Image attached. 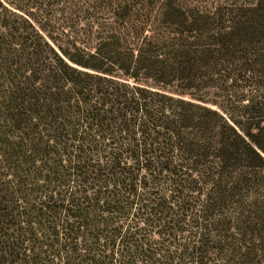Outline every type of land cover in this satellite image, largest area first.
Masks as SVG:
<instances>
[{"label":"trees","instance_id":"obj_1","mask_svg":"<svg viewBox=\"0 0 264 264\" xmlns=\"http://www.w3.org/2000/svg\"><path fill=\"white\" fill-rule=\"evenodd\" d=\"M0 264H264V0H0Z\"/></svg>","mask_w":264,"mask_h":264},{"label":"rangeland","instance_id":"obj_2","mask_svg":"<svg viewBox=\"0 0 264 264\" xmlns=\"http://www.w3.org/2000/svg\"><path fill=\"white\" fill-rule=\"evenodd\" d=\"M220 95V94H219ZM221 95H225V93L224 94H221ZM224 98V96L222 97V98H220V99H223Z\"/></svg>","mask_w":264,"mask_h":264}]
</instances>
